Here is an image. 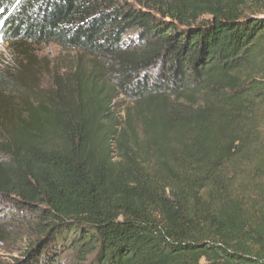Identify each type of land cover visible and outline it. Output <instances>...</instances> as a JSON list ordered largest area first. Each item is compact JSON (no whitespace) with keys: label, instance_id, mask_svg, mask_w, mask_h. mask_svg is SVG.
I'll return each mask as SVG.
<instances>
[{"label":"trees","instance_id":"trees-1","mask_svg":"<svg viewBox=\"0 0 264 264\" xmlns=\"http://www.w3.org/2000/svg\"><path fill=\"white\" fill-rule=\"evenodd\" d=\"M0 23L21 56L90 58L43 94L31 60L0 71V264H264V0H0Z\"/></svg>","mask_w":264,"mask_h":264},{"label":"rangeland","instance_id":"rangeland-1","mask_svg":"<svg viewBox=\"0 0 264 264\" xmlns=\"http://www.w3.org/2000/svg\"><path fill=\"white\" fill-rule=\"evenodd\" d=\"M3 31V25L0 23V71L15 69L18 62H23L24 59L31 60L29 87L33 89L34 93L39 91L43 94L45 91L55 90L53 88L56 86L57 80L68 82V74L71 76V71L90 63V58L87 55L66 50L55 43L28 44L27 54L23 53L21 56L5 42ZM35 88L38 91L35 92ZM12 247L15 246L1 250L2 260L7 263L12 260V256L19 254V252L11 250Z\"/></svg>","mask_w":264,"mask_h":264}]
</instances>
